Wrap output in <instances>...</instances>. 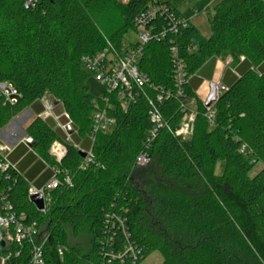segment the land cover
<instances>
[{
  "label": "trees",
  "instance_id": "16d2710c",
  "mask_svg": "<svg viewBox=\"0 0 264 264\" xmlns=\"http://www.w3.org/2000/svg\"><path fill=\"white\" fill-rule=\"evenodd\" d=\"M24 1L0 0V81L19 94L15 103L0 94V129L31 109L35 118L25 132L33 152L67 172L72 187L55 190L43 214L29 199V181L17 168L0 171V216H7L9 205L15 215H26L27 224L37 222L42 236L49 237L48 264L103 263L107 233L115 236L117 247L124 243L121 232L106 229L111 212L126 218L130 242L141 252L137 264L154 252L162 254V264H264V0H221L208 16L209 37L191 23L175 37L190 75L208 66L212 70L217 59L228 57L237 75L232 69L225 74L227 90L212 107L213 127L195 94L201 80H193L186 87L197 102L193 137L161 130L146 166H137L135 159L151 128L148 101L142 98L124 112L113 99L116 127L111 134H98L92 144L98 99L89 92L90 74L81 59L102 50L107 39L119 44L151 0L125 6L115 0H41L35 9H25ZM140 69L153 86L172 89L169 44L147 45ZM45 97L59 103L54 112L64 125L71 123L70 141L53 119L41 117ZM158 106L166 121L179 122L178 100ZM80 139L84 143L78 144ZM55 142L67 150L61 163L50 155ZM242 144L250 155L240 154ZM76 145L93 149V165L80 169L85 160ZM219 161L224 163L221 175L215 172ZM258 164L262 168L252 176ZM70 234L85 235L87 244H72ZM58 246L65 248L63 257ZM12 251L2 249L0 256ZM8 263L28 264V251L14 252Z\"/></svg>",
  "mask_w": 264,
  "mask_h": 264
},
{
  "label": "built area",
  "instance_id": "2783aa9c",
  "mask_svg": "<svg viewBox=\"0 0 264 264\" xmlns=\"http://www.w3.org/2000/svg\"><path fill=\"white\" fill-rule=\"evenodd\" d=\"M41 0H25V9H35ZM131 0H115L119 5H127ZM158 19H161L158 21ZM163 19V21H162ZM190 22L185 17L177 13L167 2L163 0H151L146 8L141 11L134 19V30L136 31V40H123L119 44H115L110 40H106L102 50L84 55L81 59L82 67L95 77V80L104 88V94L95 103V112L92 115V126L89 139L93 144L98 134H111L116 127V119L111 116L114 109L112 100L115 99L124 112H127L132 106L139 103L145 98L149 105V120L151 128L146 133L142 142L141 149L135 159L137 166H146L151 162V152L159 133L163 129L176 136L187 139L193 136L194 124L197 117V102L186 93V87L189 86L194 75H190L185 60L180 52L175 37L182 29L189 26ZM167 42L169 44V56L172 66V89H163L162 87L153 86L150 79L140 69L141 59L144 49L151 43ZM195 50V47L189 48L188 51ZM244 60L243 57L240 58ZM217 100L220 95L227 90L222 83H216ZM150 92L153 95H150ZM0 94L4 96L7 102L15 103L19 97L16 88L9 82L0 81ZM175 98L180 103L181 118L176 125L166 121L161 113L159 106L165 100ZM102 104V105H101ZM215 104V103H214ZM213 104V105H214ZM213 105L206 108V117L211 127L214 126L215 113L212 110ZM205 106V104H204ZM47 119L52 113L53 108L47 103ZM45 112V111H44ZM51 112V113H49ZM67 117V116H66ZM71 123L64 125L62 130L70 141L67 133V127ZM32 144L31 138H26L25 142ZM76 148L86 154L85 162L80 169H85L87 165L94 164L93 149H82L79 145ZM9 148L0 144V154L3 161L0 163V171L7 172L9 169L16 170L14 164L8 160ZM240 154L250 155L246 144H242L239 149ZM50 155L54 157L58 163L67 155V150L62 143L55 142L50 148ZM45 163V162H44ZM47 167H50L45 163ZM52 170L51 179L41 188H36L29 183L28 197L41 196L43 199V208L36 209L45 214L47 213L51 202L52 193L62 186L72 187L71 177L65 171H61L50 167ZM63 176V179H61ZM7 211L6 217L0 216V242H4V246L0 250H15L10 252L8 257L3 258L5 263L8 258L15 252L19 256L22 251L27 250L29 253L28 264H48L45 258V251L48 242V235H43L39 231L37 222L26 223V215H15L9 205H5ZM105 226L108 230H117L121 232L124 243L121 247H117L116 238L113 235L106 234L102 241V250L100 252L103 258L101 264H125L127 262L137 264L141 259V252L130 241V234L126 226V218L122 214L111 212L105 217ZM56 252L59 257L64 256L65 248L58 246Z\"/></svg>",
  "mask_w": 264,
  "mask_h": 264
},
{
  "label": "crops",
  "instance_id": "0c3cea01",
  "mask_svg": "<svg viewBox=\"0 0 264 264\" xmlns=\"http://www.w3.org/2000/svg\"><path fill=\"white\" fill-rule=\"evenodd\" d=\"M220 1L221 0H219L218 2ZM179 14L181 13L179 12ZM186 19H188L189 22L193 24L190 17ZM230 70L231 68H226V65H224L222 60L217 59L212 70L211 67L208 66L205 68V71L203 73L194 75L191 79V82L196 79L201 80L200 86L195 90V94L197 95V97H199L200 93L204 94V97L208 96L210 92V85L212 83L216 84L220 82L225 85L224 77L225 74ZM232 72L234 74L236 73L233 69ZM235 75H237V73ZM53 105L54 108L52 111V115L60 118L61 116L56 115L54 112L55 107H57L59 103L54 101ZM26 112H31V114H34L31 109L23 111L20 115H18V117L14 119V121H12L6 127L0 129V134H2V137H5L3 145H6L9 148L8 160L15 165L17 170L29 181L30 184H32L36 188H41L51 179L52 170L50 167H47L44 161L33 152L31 145L23 142L26 138H28L25 129H22L21 127L23 123L29 120V117H21L24 116ZM20 118H22V120L18 122L17 120H20ZM16 122L20 124L16 125ZM38 167L40 169L36 172L35 170Z\"/></svg>",
  "mask_w": 264,
  "mask_h": 264
},
{
  "label": "rangeland",
  "instance_id": "374dc122",
  "mask_svg": "<svg viewBox=\"0 0 264 264\" xmlns=\"http://www.w3.org/2000/svg\"><path fill=\"white\" fill-rule=\"evenodd\" d=\"M163 1H169V3L178 12L181 13L180 14L181 16L183 15L186 18L190 17L193 25L198 28V30L200 31V33L204 37L210 36L211 28H210V24L208 22V16H209V14H213L214 8L219 3L218 2L219 0H184L180 4L177 3L175 0H163ZM124 39H126L127 41H135L137 39L136 38V31L130 30L124 36ZM241 57L245 58L244 56H241ZM222 61H223L224 65H226V68L233 69L232 57H228L227 59L222 60ZM240 61H241V59H240ZM87 85L89 87L90 94L95 99H99L104 94V88L95 80V77L93 75L89 76ZM206 98H207V96L204 97V94H202V93L199 94L198 99H200V101H202L204 104H205ZM41 102L45 108V112H43L41 114V116L45 118L48 115L46 104L48 103L51 106V108H54V105H53L54 100L49 98V97H45L42 99ZM49 113H51V112H49ZM21 117L22 118L23 117H29V120L26 121L25 123H23L21 126L22 129H26L28 124L35 118V114H31V112H26V114L24 116H21ZM48 117H52L51 119H54V123L56 124V126L60 129H62V127L64 126V123H65L63 120L52 115V113ZM22 118H20V120H17V121L20 122L22 120ZM14 119L12 121H14ZM19 124L20 123L16 122V125H19ZM194 127H195V124H194ZM193 135H194V132H193ZM192 137H189L187 139H191ZM4 139H5V137H2V134H0V144L2 143V145H3ZM23 142H25V140ZM82 143H84V140L80 139L78 144H82ZM261 168H262V165L258 164L254 168V170L251 172V175L254 176L255 174H257L261 170ZM223 171H224V163L219 161L215 166V172L217 175H221L223 173ZM1 232H2V229H0V233ZM70 237H71L70 240H71L72 244L80 243L81 245H84V246L87 244L86 243L87 239H86L85 235H81L79 238L78 237L75 238V237H72V235L70 234ZM162 263H163L162 254L160 252H154L151 255H149L147 258H145L140 264H162ZM0 264H5V261L1 256H0Z\"/></svg>",
  "mask_w": 264,
  "mask_h": 264
},
{
  "label": "water",
  "instance_id": "95a60500",
  "mask_svg": "<svg viewBox=\"0 0 264 264\" xmlns=\"http://www.w3.org/2000/svg\"><path fill=\"white\" fill-rule=\"evenodd\" d=\"M217 91H216V86H215V84L214 83H212L211 85H210V92H209V94H208V96H207V98H206V101H205V107L206 108H209V107H211L216 101H217V93H216ZM73 129H72V127L71 126H68L67 127V133L69 134V135H72L73 134ZM32 147V146H31ZM81 153V155H82V157L83 158H85L86 157V154L85 153H83V152H80ZM31 202L38 208V209H42L43 208V199H42V197L39 195V196H34V197H31ZM0 245H1V247H3L4 246V242L2 241V242H0ZM5 264H9L8 262L7 263H5Z\"/></svg>",
  "mask_w": 264,
  "mask_h": 264
}]
</instances>
